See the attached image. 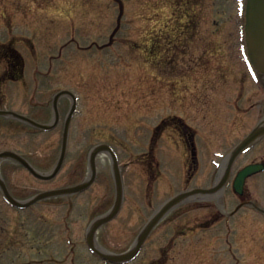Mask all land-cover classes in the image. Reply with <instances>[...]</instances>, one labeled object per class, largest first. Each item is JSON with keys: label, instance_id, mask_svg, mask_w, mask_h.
<instances>
[{"label": "rangeland", "instance_id": "374dc122", "mask_svg": "<svg viewBox=\"0 0 264 264\" xmlns=\"http://www.w3.org/2000/svg\"><path fill=\"white\" fill-rule=\"evenodd\" d=\"M238 6V0H0V108L47 123L54 93L66 88L78 96L59 173L40 179L3 160L11 193L26 199L80 182L90 147L109 143L125 197L96 236L121 252L170 193L210 187L223 156L264 116V89L241 51ZM69 103L60 99L51 130L0 117V151L14 150L50 171ZM257 161H264V139L234 160L231 179ZM97 168L94 183L72 196L70 211L65 197L20 210L0 194V264H67L70 256L73 264H106L84 242L90 216L114 200L103 153ZM225 192L223 207L219 196L184 204L126 264H264V214L250 205L229 213L241 201L264 208V171L246 178L241 195L231 184Z\"/></svg>", "mask_w": 264, "mask_h": 264}, {"label": "water", "instance_id": "95a60500", "mask_svg": "<svg viewBox=\"0 0 264 264\" xmlns=\"http://www.w3.org/2000/svg\"><path fill=\"white\" fill-rule=\"evenodd\" d=\"M244 19H245V22H244L245 43L248 49V55L250 57V60L255 65H257L259 68H261V66H264V0H246L245 9H244ZM261 86L264 89V84H262ZM62 93H69L74 99V96L71 92L60 91L54 97V105L59 95H61ZM74 108H75V99L72 104L70 113L68 114L66 118L63 135H62V145H61L60 155L53 169L47 172L39 171L35 169L25 158H23L19 154L13 151H10V150H5V151L0 152V160L3 158H8V157L13 158L17 160L19 163H21L22 165H24L26 168H28L36 177L41 178V179L52 178L55 174H57V172L61 168L64 157H65V151H66L67 139H68L69 121H70L71 113L74 110ZM0 115L11 116V117L17 118L19 120L30 123L31 125L38 127L40 129H50L51 127L55 125V123L57 122V118H58V113L55 112L54 121L48 124H43V123H39L24 115H21L19 113H16L10 110L1 109ZM263 131H264V128H261V127L256 128L255 130H253V132H251L249 136H247V138H245L242 142H240L238 145H236L231 150L229 157L227 158L225 162V167H224L222 176L216 186H214L213 188H209V189L194 188V189L181 191L180 193L175 194L174 196L168 198L165 202H163L155 210V212L151 215V217L146 221V223L143 225V227L137 234L132 245L127 250L121 253H114V252H109L105 250L96 242L95 237H94L95 231L97 230V228L101 226L103 223L112 219L118 213L119 208L122 203V198H123V185H122L120 169H119L118 162H117V157L115 153L111 150V148L107 146L106 144H97L92 147V149L89 152V175L84 181L74 186L42 191V192H39L33 195L27 200H17L13 198L8 193V190L5 186V183L1 179V176H0V188L2 192L4 193L5 197L7 198V200L11 204L18 206V207H25L35 201L45 199L51 196L70 195L72 193L85 189L92 183L95 177V156L96 154L98 152H108L109 151L110 153L109 155L111 157V169H112V174H113V178L115 182V192H116L115 201H114L113 206L107 212L97 216L96 218L92 220V222L90 223L87 229L86 240H87L89 247L93 251H95L97 254H99L101 257L109 261H113V262H125V261L133 259L136 256V254L139 252L144 240L146 239L150 231L172 208H174L179 203L185 201L189 197H193L192 195L205 196L211 193V191L221 188L228 178L229 169H230V166H231V163L234 157L246 145H248L255 137H257ZM258 168L259 166L254 165V164L247 165L244 168H242L237 173L234 179V182H233L234 188L237 191H241L245 177L253 173L254 171H256Z\"/></svg>", "mask_w": 264, "mask_h": 264}]
</instances>
